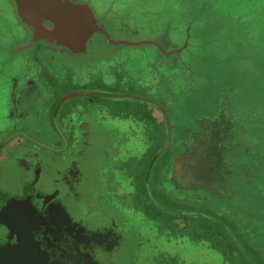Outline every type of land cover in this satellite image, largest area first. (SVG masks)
Returning <instances> with one entry per match:
<instances>
[{
  "label": "crops",
  "instance_id": "crops-1",
  "mask_svg": "<svg viewBox=\"0 0 264 264\" xmlns=\"http://www.w3.org/2000/svg\"><path fill=\"white\" fill-rule=\"evenodd\" d=\"M103 1L0 0V264H39L22 246L61 254L45 257L47 264H86L61 247L93 264H144L122 259L125 231L100 196H107L112 178L132 182L143 173V165L123 164L135 154L151 165L147 173L161 165V183L203 188L190 184L204 179L212 160L200 153L226 137L221 120L232 124L223 110L184 129L179 95L206 88L195 87L206 81L202 70L182 61L189 45L139 36L147 16L142 3ZM165 14L151 15L162 19L163 31L178 27L179 19ZM147 44L157 62L132 70L130 51L121 49ZM179 114L180 125L172 120ZM175 126L182 148L168 155ZM102 152L121 169L99 165ZM99 175L106 191L97 196L90 190Z\"/></svg>",
  "mask_w": 264,
  "mask_h": 264
},
{
  "label": "rangeland",
  "instance_id": "rangeland-1",
  "mask_svg": "<svg viewBox=\"0 0 264 264\" xmlns=\"http://www.w3.org/2000/svg\"><path fill=\"white\" fill-rule=\"evenodd\" d=\"M134 1L147 10L139 36L165 35L177 46L189 45L182 61L204 73L206 81L195 87L205 85V89L179 95L176 105L186 119L182 127L203 117L215 119L223 110L232 124L221 120L226 137L214 139L207 153H200L212 160L205 166L204 179L190 183L203 187L194 191L181 185L171 188L166 180L161 183V165L153 164V173H147L151 165L146 160L141 164L140 154L126 158L124 165L129 169L143 165V173L132 177V182L112 178L107 196H100L125 231L122 259L144 264H264V0ZM161 10L165 18L174 17L176 22L178 18V27L163 31L162 19L151 15ZM125 49L131 53L132 70H146L159 58L150 44L121 50ZM141 56L145 61H137ZM179 84L176 88L186 89L181 80ZM131 94L143 92L131 89ZM182 114L173 123L180 125ZM177 130L175 126L168 155L182 148ZM111 161L102 152L98 163L121 169ZM96 180L100 184L89 190L98 196L106 188L100 175ZM151 184L158 191L148 189Z\"/></svg>",
  "mask_w": 264,
  "mask_h": 264
},
{
  "label": "flooded vegetation",
  "instance_id": "flooded-vegetation-1",
  "mask_svg": "<svg viewBox=\"0 0 264 264\" xmlns=\"http://www.w3.org/2000/svg\"><path fill=\"white\" fill-rule=\"evenodd\" d=\"M2 243H0V247L2 246L1 245ZM34 244V243H33ZM61 247V246H60ZM22 248L23 249H26V250H30V251H32V252H34V253H36L37 255H38V258H39V264H47L46 263V259H45V257L46 258H49V259H56V258H59V257H61V254L60 253H55V251L54 252H52V253H50V254H48V253H46L45 255L43 254V253H41V252H39V251H35L32 247H29V246H22ZM62 248V250H65V251H67V252H69L72 256H74L75 258H77V259H83V260H85L86 261V264H93L91 261H90V259L86 256H82V255H79V254H77V253H75V252H73V251H71V250H68L67 248H65V247H61ZM60 248V249H61ZM1 253V252H0ZM40 259H41V261H40ZM48 261V260H47ZM64 263V262H63Z\"/></svg>",
  "mask_w": 264,
  "mask_h": 264
},
{
  "label": "trees",
  "instance_id": "trees-1",
  "mask_svg": "<svg viewBox=\"0 0 264 264\" xmlns=\"http://www.w3.org/2000/svg\"><path fill=\"white\" fill-rule=\"evenodd\" d=\"M183 219H184L186 222L189 221V220H187L186 218H183Z\"/></svg>",
  "mask_w": 264,
  "mask_h": 264
}]
</instances>
